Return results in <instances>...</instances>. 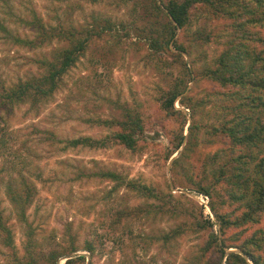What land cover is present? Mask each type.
<instances>
[{
	"label": "rangeland",
	"instance_id": "374dc122",
	"mask_svg": "<svg viewBox=\"0 0 264 264\" xmlns=\"http://www.w3.org/2000/svg\"><path fill=\"white\" fill-rule=\"evenodd\" d=\"M148 3L149 0H0V25L10 30L7 32L0 26V85L4 82L7 87L43 73L44 59H53L66 46L57 36L40 46L16 43L12 39L15 36L33 39L42 25L60 31L59 25L80 27L98 17L124 21V27H120L122 40L117 45L107 33L103 37L93 36L86 55L64 76L61 88L52 98L35 106L26 102L0 109V208L8 217L20 255L24 251L26 226L15 214L11 195L21 190L25 178L36 187V200L27 213L34 225L39 224L36 238L45 252L60 248L59 243L69 238L63 237L68 226L71 233L77 234L82 247L75 254H85L86 264L91 261L107 264L112 255L114 264H119L125 254L134 257L138 252L144 257L135 264H193L195 253L208 238L207 231L200 235L185 231L170 243L165 242L163 233L172 231L181 221L193 220V216H174L172 211L156 217L141 212V217L133 213L128 219L127 215L120 216L122 209L147 205L146 198L125 186L116 189L117 181L104 177V172L115 171L124 179L142 181L163 195L171 194L174 198L168 207L180 200L193 209L197 202L194 215L202 212L203 206L204 217L216 221L210 205L212 197L194 189L203 179L213 186L215 169L222 157L229 156L230 144L211 131L212 125H220L234 115L224 105L231 104L230 95L237 89L224 87L201 71L204 66L213 67L216 58L233 43H246L264 61V26L250 28L242 40L241 36H245L242 31L233 33V19L215 14L210 4L196 5L191 12V24L179 29V38L189 52L182 54L195 76L189 83L185 103L177 100L175 104L188 117L183 126V114L166 113L158 98L176 77L182 76L184 62L175 45L172 51L153 55L146 37L156 34L154 30H163L167 19L152 11ZM36 17L41 20L38 26L36 21L34 24L24 21ZM133 20L147 29L142 36L137 33L136 24L131 25ZM208 34H211L209 42ZM127 108L137 109L145 123L144 136L136 149L114 140L106 146H68L69 139H102L118 131V121L125 119ZM103 120L116 121L111 126ZM195 122L202 126L193 131V145L186 149L185 142L167 157L175 136L182 130L190 136L189 126ZM216 153L218 159L214 157ZM215 186L214 201L224 200V185ZM150 202L162 203L154 199ZM228 202L219 208L231 218L247 210L245 204ZM37 208L39 211L35 213ZM254 211L256 220L229 228V243L243 244L251 239L263 243L264 211L260 215L258 210ZM107 231L125 238L127 243L119 246L110 239L103 242ZM50 234L56 237L49 238ZM2 239L0 234V264H9L5 255L13 251L1 244ZM88 240L96 244L94 257L83 248ZM231 250L242 252L237 247L227 249ZM65 259L61 258L59 264ZM248 261L253 264L249 257Z\"/></svg>",
	"mask_w": 264,
	"mask_h": 264
},
{
	"label": "trees",
	"instance_id": "16d2710c",
	"mask_svg": "<svg viewBox=\"0 0 264 264\" xmlns=\"http://www.w3.org/2000/svg\"><path fill=\"white\" fill-rule=\"evenodd\" d=\"M198 3L210 4L215 14L233 19V33L235 32L237 35L242 31L245 34V36H241L242 40L250 32V28L264 26V0H149L148 7L167 19L163 30H154L153 32L156 34L152 33L149 37H146L149 40L153 55H161L167 50L172 51V46L175 45L184 62L182 76L176 77L167 89L160 92L158 98L161 108L166 113L171 115L183 114V126L186 125L188 117L175 104L177 100L182 104L185 103L189 83L195 79V76L182 54L188 51L179 38V29L191 24V12ZM24 21L28 24H34L36 21L35 24L38 26L37 22L41 20L36 17ZM134 24H136L137 33L142 36L147 29L138 25L135 20L131 22V25ZM121 25L124 27L123 20L118 22L110 17H98L94 19L93 23L81 25L80 27L73 24H70V26L59 25L61 32L59 29L47 28L42 25L38 35L33 39H24L19 36L12 38L19 44L40 46L41 43L57 36L60 40L65 41L66 46L60 49L53 59H44L41 66L44 67L45 71L40 75H34L26 81H20L8 87L3 82L0 85V109L6 105L15 106L26 102H30L35 106L48 98H52L61 88L64 76L72 67L77 65L82 55H86L93 36L103 37L107 33L109 36H113V43L117 45L122 40ZM0 26L10 32L4 24ZM210 38L211 34H208L206 37L208 42ZM239 38L240 35H238ZM233 44V46L222 51L216 58L213 67L204 66L201 71L203 76L218 82L222 86H233L237 89L230 95L232 98L231 104L224 105L225 108H230L234 115L227 117L220 125H212L211 131L215 135H222L226 140L225 142L230 144L231 155L229 152L228 157L221 158L211 181L214 183L213 186L203 179L202 182L204 183L197 182L196 189H194L212 197L210 205L216 216V221L211 217H204L203 206L202 212H199L197 216L194 215L196 206L199 205L197 202L196 205H193L195 206L193 209L180 200L176 201L173 206L168 207V202L174 198L171 194L168 196L163 195L155 187L142 181L124 179L115 171L104 172V177L117 181L116 189L125 186L135 195L146 198L147 205L122 209L119 211L120 216L127 215L125 217L128 219L131 218L133 213V216L141 217V212L147 217L154 215L156 217L159 214L171 213L172 211L174 216L194 217L191 221H181L178 227L162 234L165 242L170 243L176 237L183 235L185 231L196 232L199 235L202 231H207L208 238L195 253L193 264H251L248 257L253 264H264V238H262L263 243H260V239H251L246 240V243L243 244H232L229 243L231 237L227 233L233 225L241 226L246 222L256 220L255 215L257 213L254 210H258L259 215L261 211H264V61L259 60L258 53L249 50L246 43H243L244 45ZM114 45L112 44L113 47ZM242 46H244L243 49ZM188 106L190 109L193 108L192 104ZM136 110L127 108L125 119L118 121L120 129L113 134L102 139H93L92 137L69 139L67 141L68 146L76 147L81 144L94 147L106 146L114 140L127 148L136 149L145 132L144 120L141 113ZM115 121L103 120L101 122L112 126ZM200 126L202 125L197 122L192 127L190 125L189 128H192V132L188 137L184 135L183 130L178 133L174 139V146L168 152L167 157L181 149L185 142L186 149L191 147L193 145L191 139L195 137V128L198 130ZM214 157L218 159L219 155L216 153ZM179 158L175 159V164L179 162ZM22 184L21 190H16L11 195V200L15 204L16 216L26 226L23 255H20L15 248L16 243L11 226L8 223V217L0 208V234L3 238L1 244L13 251L5 255L9 264H59V260L64 257L66 259L63 264H86L87 256L85 254H75L82 247H79L77 234L75 232L71 233V228L68 226L63 237L69 235V238L59 243L60 248H52L50 251L45 252L43 247H40V243L36 238V228L39 227V224L34 225V221H30V216L27 213L29 205L36 200V187L27 178L22 180ZM216 184H222L226 189L223 192V198L225 199L218 200V202L214 201L213 196ZM116 189H112L111 192H115ZM167 197H169L168 200ZM151 199L162 201V203L155 204L150 202ZM228 201L232 204L235 202L236 204H245L247 210L241 216L231 218L229 213H224L219 208L222 204H229ZM238 207L240 208V205ZM238 207L236 206L235 210L238 211ZM38 208L35 213L39 211ZM121 219H119L120 222ZM217 226H219L218 229ZM50 236L49 238L56 237L51 234ZM231 236L238 240L237 236ZM104 239L113 240L114 244L119 246L127 243L125 238L115 237L110 231L105 233L103 242ZM233 247L241 249L242 252L227 251V249ZM83 248L89 251L93 257L95 256L97 248L93 241L88 240ZM138 253H135L134 257L125 254L119 264H135L137 261L143 260L144 254ZM127 260H129V263ZM114 262L115 257L112 255L107 264H114ZM91 264L94 263L91 261Z\"/></svg>",
	"mask_w": 264,
	"mask_h": 264
},
{
	"label": "water",
	"instance_id": "95a60500",
	"mask_svg": "<svg viewBox=\"0 0 264 264\" xmlns=\"http://www.w3.org/2000/svg\"><path fill=\"white\" fill-rule=\"evenodd\" d=\"M71 256H73V255H71Z\"/></svg>",
	"mask_w": 264,
	"mask_h": 264
}]
</instances>
